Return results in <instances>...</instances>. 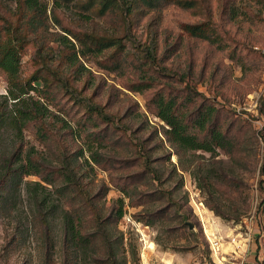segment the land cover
Instances as JSON below:
<instances>
[{"label": "rangeland", "instance_id": "374dc122", "mask_svg": "<svg viewBox=\"0 0 264 264\" xmlns=\"http://www.w3.org/2000/svg\"><path fill=\"white\" fill-rule=\"evenodd\" d=\"M38 1L0 0L30 40L17 45L25 97L45 107L24 125L0 68V173L18 146L40 165L0 187V264H264V0ZM199 24L213 41L185 28ZM160 96L212 151L167 139Z\"/></svg>", "mask_w": 264, "mask_h": 264}, {"label": "trees", "instance_id": "16d2710c", "mask_svg": "<svg viewBox=\"0 0 264 264\" xmlns=\"http://www.w3.org/2000/svg\"><path fill=\"white\" fill-rule=\"evenodd\" d=\"M116 0H105L103 2V6L101 8V11H105L109 5L111 7L115 5ZM120 1V0H119ZM123 2H126L127 0H121ZM143 4L152 6L154 4H159L160 0H140ZM25 8L27 11H41L42 7L38 0H22ZM128 4L127 7L131 8V2L125 3ZM156 4V5H157ZM180 6L183 7H190V2H186V4H182ZM0 20L3 21L4 26L0 28V68L5 71L8 75V82H9V88H8V95L11 99L15 100L13 101V106L15 107L14 113L18 114V117L24 125H26L29 122L32 121H41L43 117V113L41 108L44 107L40 104V101L38 100H32L31 96L28 95L26 98L25 94H28L29 90L34 89L32 86L25 87V84L20 82L18 80V68H19V61H20V55L17 45L18 43L28 42L30 41L28 37L18 33V30L14 28L11 21L8 20L6 17L2 16L0 14ZM35 16H31L30 21H35ZM186 30L191 33L192 35L202 37L205 39L212 40L214 38H211L203 24L199 25H187L185 26ZM108 45V43H107ZM36 54L38 57L41 58V61L43 60L40 52L38 49L36 50ZM52 76L59 82L63 84L64 87L68 88V83L61 78L56 72L50 70ZM33 81L38 82L37 79H33ZM30 82H28V85ZM30 102V103H29ZM157 116L163 120L168 128L165 130V134L167 139L177 145L180 148H189V149H203L205 151H212L213 146L209 144L210 142H200L197 138L192 136L188 133V125L184 121V117L179 116L176 112V102H174L173 99L164 100L163 96H160L157 100ZM25 106V109L23 108ZM45 108V107H44ZM212 112L207 111L206 113H202V118L197 121L199 127L204 128L205 124L208 123L207 121H210L209 116ZM18 133L21 135V129L19 128ZM209 135L211 138V141L216 147H224V143L227 141L225 138L224 132H222L219 129L216 128H210ZM20 153H22V146H18L17 149L12 153L9 157H7V164L4 171L0 173V187L4 186L5 183L8 181L11 184H17L21 183L23 181V178L27 175L32 174H39L40 173V165L37 161V159L34 158V154L26 153L24 154V158L20 156ZM262 171L264 172V161L262 163L261 167ZM46 183L50 184V181H46ZM28 185L33 184L35 187V193H37L38 189H41L43 191H46V187L42 185L40 182H28ZM1 189V188H0ZM39 195H41L38 192ZM43 201V198L41 200V203ZM45 203V200H44ZM64 214L66 216L69 215L68 210H63ZM123 216V212L120 209L116 219H120ZM42 222L44 224L47 223V216L44 214L42 216ZM67 230L72 235L73 239L78 237L81 239H87L88 235H85L82 230L76 228V226L73 224V221L70 219L66 222ZM96 237V235H93ZM88 241V240H87ZM131 255V259L125 260V264L130 262L131 264H138V259L136 258L135 252H129ZM112 264H117L115 253L112 256Z\"/></svg>", "mask_w": 264, "mask_h": 264}, {"label": "bare ground", "instance_id": "6f19581e", "mask_svg": "<svg viewBox=\"0 0 264 264\" xmlns=\"http://www.w3.org/2000/svg\"><path fill=\"white\" fill-rule=\"evenodd\" d=\"M217 244H218V243H217L215 240H213V242H212V246H213V247H214V246L216 247ZM215 247H214V249L216 250L217 248H215Z\"/></svg>", "mask_w": 264, "mask_h": 264}, {"label": "built area", "instance_id": "2783aa9c", "mask_svg": "<svg viewBox=\"0 0 264 264\" xmlns=\"http://www.w3.org/2000/svg\"><path fill=\"white\" fill-rule=\"evenodd\" d=\"M223 259H224V258L222 257V258L219 260V263H220V264H224V263H223V261H224Z\"/></svg>", "mask_w": 264, "mask_h": 264}, {"label": "water", "instance_id": "95a60500", "mask_svg": "<svg viewBox=\"0 0 264 264\" xmlns=\"http://www.w3.org/2000/svg\"><path fill=\"white\" fill-rule=\"evenodd\" d=\"M190 228H192V225L190 224Z\"/></svg>", "mask_w": 264, "mask_h": 264}]
</instances>
